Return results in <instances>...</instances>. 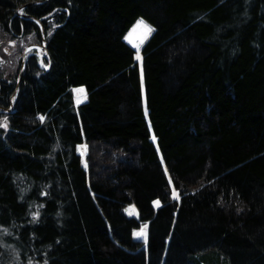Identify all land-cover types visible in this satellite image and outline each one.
<instances>
[{"label":"trees","instance_id":"trees-1","mask_svg":"<svg viewBox=\"0 0 264 264\" xmlns=\"http://www.w3.org/2000/svg\"><path fill=\"white\" fill-rule=\"evenodd\" d=\"M4 44L0 264H264V0H0Z\"/></svg>","mask_w":264,"mask_h":264},{"label":"rangeland","instance_id":"rangeland-1","mask_svg":"<svg viewBox=\"0 0 264 264\" xmlns=\"http://www.w3.org/2000/svg\"><path fill=\"white\" fill-rule=\"evenodd\" d=\"M143 20V19H142ZM143 21H145V20H143ZM145 23H146V25H148V26H151L148 22H146L145 21ZM142 27H145L146 28V32H145V35H144V39H143V42H142V44H141V46L143 45V43L146 41V39L149 37V35L152 33V31H153V28H152V26H151V29H152V31L151 32H148V30H147V27L145 26V24L143 25L142 24ZM127 42H128V40L127 39H125ZM19 43V42H18ZM129 43V42H128ZM8 44V46L9 45H12V43L11 42H8L7 43ZM13 44H15V43H13ZM26 44V43H25ZM21 45V44H20ZM23 46H24V44H23ZM42 45H40V44H36V45H31V42H27V44L24 46L25 47V51H27L26 52V54L27 55H29V54H36V55H38V56H40V54H41V51H42V47H41ZM2 51L3 52H5V54L1 51L0 53H1V56H0V65L1 66H6V65H8L10 68H11V66L12 65H14V53H12V52H14L13 51V48H12V46H11V49L9 50V48L7 47V46H5V44L2 46ZM139 52H137L136 51V54H138ZM13 55V56H12ZM15 59H16V57H15ZM6 62H5V61ZM83 92H82V91ZM81 90H78L76 93H75V95H76V98H77V102L78 101H80V100H82L83 99V95H84V93H85V90H84V87H82L81 88ZM163 168H165V166H164V164H163ZM158 200V199H157ZM140 232H144L145 233V225H143L139 230H138V233H140ZM136 233H137V231H136ZM136 235V234H135ZM136 236H138V238H141V239H143L144 238V236H141V235H136Z\"/></svg>","mask_w":264,"mask_h":264},{"label":"bare ground","instance_id":"bare-ground-1","mask_svg":"<svg viewBox=\"0 0 264 264\" xmlns=\"http://www.w3.org/2000/svg\"><path fill=\"white\" fill-rule=\"evenodd\" d=\"M141 19H137L133 25L129 28L125 35V39L128 40L129 44L137 51H140L141 44L144 39L146 28L142 27V24L138 23ZM145 22V21H144ZM144 25V24H143ZM153 137V136H152ZM162 162V161H161ZM163 163V162H162Z\"/></svg>","mask_w":264,"mask_h":264},{"label":"snow or ice","instance_id":"snow-or-ice-1","mask_svg":"<svg viewBox=\"0 0 264 264\" xmlns=\"http://www.w3.org/2000/svg\"><path fill=\"white\" fill-rule=\"evenodd\" d=\"M20 11L23 12V9H21ZM138 23L145 24V26L147 27L148 32H151L152 31L151 26L146 25V23L142 19ZM137 59L138 60L141 59V57L139 56V54H137ZM47 66L48 65H45V67H47ZM141 73H143V69L142 68H141ZM41 119H43V117H41ZM2 126L6 128L8 125H7V123H4ZM153 139H155V136H153ZM80 147H86V145H82ZM85 167H87V164L86 163H85ZM169 180L171 182V178H169ZM173 197L175 199H179L180 198V194L174 190ZM154 204H156L157 206H160L161 202L159 200H156V201H154ZM34 215H37L38 216V213H36ZM138 235L144 236L145 242H147V234L146 233L140 232V233H138ZM30 264H31V262H30ZM45 264H47V261H45Z\"/></svg>","mask_w":264,"mask_h":264},{"label":"water","instance_id":"water-1","mask_svg":"<svg viewBox=\"0 0 264 264\" xmlns=\"http://www.w3.org/2000/svg\"><path fill=\"white\" fill-rule=\"evenodd\" d=\"M26 18H30V19H33L31 16H26ZM36 20V19H35Z\"/></svg>","mask_w":264,"mask_h":264},{"label":"flooded vegetation","instance_id":"flooded-vegetation-1","mask_svg":"<svg viewBox=\"0 0 264 264\" xmlns=\"http://www.w3.org/2000/svg\"><path fill=\"white\" fill-rule=\"evenodd\" d=\"M20 64H21V62H20ZM1 86V85H0Z\"/></svg>","mask_w":264,"mask_h":264}]
</instances>
